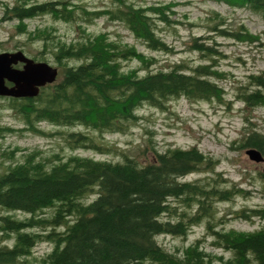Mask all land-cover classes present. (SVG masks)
Instances as JSON below:
<instances>
[{
    "label": "trees",
    "instance_id": "1",
    "mask_svg": "<svg viewBox=\"0 0 264 264\" xmlns=\"http://www.w3.org/2000/svg\"><path fill=\"white\" fill-rule=\"evenodd\" d=\"M215 1L264 15V0ZM111 2L95 8L75 0L4 3L0 20L15 19L18 32L40 40L50 60L60 67V77L34 95L8 98V104L22 121L20 128L42 131L38 127L42 121L60 127L59 135L71 151L42 156L33 149L20 159L18 147L1 152L0 264H264V224L248 230L217 227L223 218L217 216L216 204L247 190L217 171L218 159L197 145L153 147L152 159L146 162L124 151L120 158L73 152L111 150L96 136L125 132L137 121L143 105L164 108L178 97L222 100L225 93L213 78L218 72L210 63L177 61L166 68H127L128 59L138 58L144 67L155 60L106 30L87 31L85 24L99 17L120 21L148 48L168 52L173 46L159 31L170 21V7ZM42 14L76 23L79 34L67 39L53 27H30L28 20ZM212 27L223 35L246 36ZM215 43L197 39L193 47L213 55ZM236 97L248 107L264 106V70L249 73ZM13 129L0 124V136ZM239 143L264 155V133L259 130L245 132ZM191 172L200 174L187 177ZM236 214L264 218V206L241 208ZM199 224L220 253L208 251L201 237L176 250L157 239L160 234L186 238ZM40 242L50 243L51 248L36 255L33 248Z\"/></svg>",
    "mask_w": 264,
    "mask_h": 264
},
{
    "label": "rangeland",
    "instance_id": "2",
    "mask_svg": "<svg viewBox=\"0 0 264 264\" xmlns=\"http://www.w3.org/2000/svg\"><path fill=\"white\" fill-rule=\"evenodd\" d=\"M84 1L95 8L111 5V0H75ZM135 3H164L170 7V21L161 25L159 31L166 42L173 46L171 51H159L148 48L136 38L120 21L99 17L85 24L87 31L106 30L117 38L141 52L142 56L155 60L149 66L138 58L126 60V67L166 68L173 62L184 64L210 63L216 68V82L224 88L223 99L197 100L185 97L172 98L164 108L143 105L138 110L137 121L131 123L125 132H104L96 136L111 150L95 152L90 149H76L73 152L90 154L98 158H120L121 151L136 156L141 162L152 159L153 147L164 150L168 147H188L197 145L205 154L218 159L215 165L229 180L247 190L245 195H237L229 201L216 204L217 216L222 217L218 228L248 230L264 224V218L245 219L237 216L241 208L264 206V160L254 161L246 153L248 147H240L239 140L245 132L256 129L264 133V106L248 107L236 97L239 85L245 82L251 72L264 70V15L248 8L233 7L228 3L215 0H132ZM14 0H0V17L4 3ZM28 20V19H27ZM30 27H53L63 38H74L79 34L80 26L74 22L55 20L50 14L38 15L28 20ZM241 31L246 36L236 38L218 33L212 26ZM209 37V38H207ZM215 40L216 51L213 55L203 53L193 47L195 40ZM40 40L26 39V34L18 32L15 19L0 20V51L23 48L32 56L43 54L49 64H54L49 51L41 46ZM42 48V49H41ZM210 56V57H209ZM42 59V58H41ZM144 69H141V71ZM60 77L58 73L56 78ZM7 99L0 97V124L13 126L12 132L0 136V154L2 151L18 147L17 156L28 150L38 149L42 156L53 152L68 154L60 127L42 121L38 127L42 131L20 128L23 126ZM77 127V126H76ZM78 128L83 129L82 126ZM0 160L2 157L0 156ZM199 172H191L187 177H196ZM21 215H26L20 212ZM201 237V243L208 251L220 253L210 245V236L203 224L194 225L186 238L170 234H160L157 239L171 250L181 249ZM48 242L37 243L33 252L40 255L49 250Z\"/></svg>",
    "mask_w": 264,
    "mask_h": 264
},
{
    "label": "water",
    "instance_id": "3",
    "mask_svg": "<svg viewBox=\"0 0 264 264\" xmlns=\"http://www.w3.org/2000/svg\"><path fill=\"white\" fill-rule=\"evenodd\" d=\"M19 59L25 62L23 68L12 67L11 64ZM57 70L56 66L46 61H34L25 56L21 49L0 51V94L34 95L38 92L40 85L52 82L56 78ZM5 77L15 81V85L7 86L4 83ZM246 153L254 161L264 160L263 153L256 147H248Z\"/></svg>",
    "mask_w": 264,
    "mask_h": 264
},
{
    "label": "flooded vegetation",
    "instance_id": "4",
    "mask_svg": "<svg viewBox=\"0 0 264 264\" xmlns=\"http://www.w3.org/2000/svg\"><path fill=\"white\" fill-rule=\"evenodd\" d=\"M18 49H21V50L24 52L25 56H27V57H29V58H32L34 61H45V60H43V59H41V58H38V57H35V56H32V55L28 54L27 52L24 51L23 48H20V47L15 48V49H9L8 51H14V50H18ZM24 64H25V62H24L23 60H20V59H19V60H17L16 62L12 63L11 66L14 67V68H17V69H22L23 66H24ZM4 83H5L7 86H14V85H15V81L10 80V79H8V78H6V77L4 78ZM45 84H46V83H45ZM45 84H44V85H45ZM44 85H43V86H44ZM41 87H42V85L39 86V89H40ZM22 90L26 91V89H22ZM22 90H21V91H22ZM0 97L5 98V99H8V98H10V97L24 98V97H29V95L24 94V95H18V96H15V95H11V94H0Z\"/></svg>",
    "mask_w": 264,
    "mask_h": 264
}]
</instances>
